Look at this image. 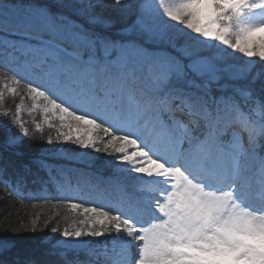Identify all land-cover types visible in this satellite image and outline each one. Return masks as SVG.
<instances>
[{"label":"snow or ice","instance_id":"6c2138e0","mask_svg":"<svg viewBox=\"0 0 264 264\" xmlns=\"http://www.w3.org/2000/svg\"><path fill=\"white\" fill-rule=\"evenodd\" d=\"M0 35V67L60 114L58 138L112 158L122 193L68 201L81 227L27 247L0 236V264H264V0H0ZM20 111L0 121V181L24 187Z\"/></svg>","mask_w":264,"mask_h":264},{"label":"trees","instance_id":"16d2710c","mask_svg":"<svg viewBox=\"0 0 264 264\" xmlns=\"http://www.w3.org/2000/svg\"><path fill=\"white\" fill-rule=\"evenodd\" d=\"M10 78V73L0 67V92L4 93V100L0 101V113L9 112L7 117L0 115V121L4 123H8L13 118L18 104L22 102L28 104L27 101H29L27 88L23 83H19L16 93H10L7 90L5 92L2 86ZM23 118L26 119L24 125L28 128V136L23 138L19 146L22 153L19 164L22 169L25 165L31 168L29 182L24 187H18L12 182L11 175L7 181H0V212H3V216L0 217V236L14 237L15 242L21 248L37 243L40 237L48 235L52 227H58L62 231L68 226L76 225L80 218L68 209L69 206L56 198L57 190H41L39 180L35 183L32 182L33 177L44 175L43 171L37 172L36 163L38 161H63L40 154L48 144V137L54 138L57 132V123L49 127L45 126L38 123L40 117H33L26 111ZM37 124L41 125L40 130L37 129ZM17 128L19 129L18 126L13 125L14 130ZM111 160V157L99 153L95 167L98 170L100 168L105 170L106 162ZM106 171L109 170L106 169ZM5 183H7V187H5ZM33 228H35V232L32 231ZM95 242L98 245V241Z\"/></svg>","mask_w":264,"mask_h":264},{"label":"rangeland","instance_id":"374dc122","mask_svg":"<svg viewBox=\"0 0 264 264\" xmlns=\"http://www.w3.org/2000/svg\"><path fill=\"white\" fill-rule=\"evenodd\" d=\"M14 39L11 37H7L4 35H0V41ZM240 59L239 54H236L235 60L238 62ZM15 67V65H13ZM15 88L14 84L10 82L4 83L2 88L5 89L7 92V88ZM33 105L32 110L38 112L41 115V119L44 121V125H48V123H52L54 121H58V126L56 127V131L59 129L60 131H68L67 128H60L62 121L59 119V113H48L47 116L45 115L44 109L48 105V102L44 100L42 97L33 98ZM25 103H20L18 106L24 109L23 105ZM20 109V110H22ZM21 112V111H20ZM31 112V111H30ZM12 120V119H10ZM21 120V115H20ZM23 122V120H21ZM70 122V118H66L63 123ZM14 131H19L17 128ZM75 135V134H74ZM43 154L48 156H56L58 158L64 159L65 161L72 162L73 164H59L55 165V172L62 177H70L72 181H67V186L72 185V193L69 192L67 197H69V201L83 203L85 207H108L111 205L116 204L121 200L122 193L120 189L116 186L115 183L111 182L112 179L117 175L116 169L117 165L113 163V161L106 162L109 165V174L105 175L103 173H97L93 171L91 168L94 166V163L97 160V156L99 153H96L94 150H85L79 149L77 146L73 145L71 142H65L63 137L58 138V131L56 132L53 138L52 145H46L43 151ZM108 157V156H107ZM122 176L127 180L128 183V191L130 192L131 185L133 184V180L131 177L127 176V172L122 174ZM74 191L82 192L81 197L74 193ZM70 209V208H68ZM71 210V209H70ZM80 217L77 220V224L73 226H68L71 230L75 227H81L79 225V220L83 219L84 217L79 212H74V214ZM3 216V212H0V217ZM51 231L48 233L47 236H51ZM84 240H88L89 242L92 241L93 238L84 237ZM136 241H132V244H136ZM135 252V249H132Z\"/></svg>","mask_w":264,"mask_h":264}]
</instances>
